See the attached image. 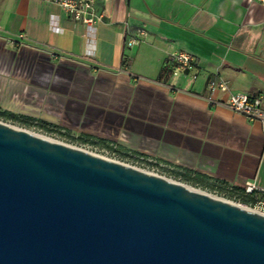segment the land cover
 <instances>
[{
  "label": "crops",
  "instance_id": "crops-1",
  "mask_svg": "<svg viewBox=\"0 0 264 264\" xmlns=\"http://www.w3.org/2000/svg\"><path fill=\"white\" fill-rule=\"evenodd\" d=\"M95 5L105 19L90 31L52 0H0V112L42 129L48 123L51 133L202 190L238 196L247 183L264 190V123L228 104L246 94L264 107V5ZM138 29L146 37L128 47ZM180 52L196 67L174 75L171 56ZM164 70L172 72L167 82ZM214 79L229 82V91H208Z\"/></svg>",
  "mask_w": 264,
  "mask_h": 264
},
{
  "label": "water",
  "instance_id": "water-1",
  "mask_svg": "<svg viewBox=\"0 0 264 264\" xmlns=\"http://www.w3.org/2000/svg\"><path fill=\"white\" fill-rule=\"evenodd\" d=\"M0 264H264V215L0 122Z\"/></svg>",
  "mask_w": 264,
  "mask_h": 264
},
{
  "label": "built area",
  "instance_id": "built-area-1",
  "mask_svg": "<svg viewBox=\"0 0 264 264\" xmlns=\"http://www.w3.org/2000/svg\"><path fill=\"white\" fill-rule=\"evenodd\" d=\"M264 5V0H255ZM54 4L60 7L72 20L82 23L90 31H95L98 25L102 24L105 19V13H100L96 9L95 0H52ZM146 32L143 29L137 30V37L128 41L127 46L133 47L142 42L143 37H146ZM171 61L175 64L174 75L179 72L190 73L195 67L194 58L185 52H180L171 56ZM193 79H197L195 75ZM221 91L227 93L229 91V82L214 79L208 86V91ZM211 101V100H209ZM228 104L239 115L248 118L252 121L264 123V107L260 97H250L246 94L231 95ZM157 176V175H156ZM246 193H264V190L258 188L254 183H247L245 186ZM261 204H264L262 199Z\"/></svg>",
  "mask_w": 264,
  "mask_h": 264
},
{
  "label": "rangeland",
  "instance_id": "rangeland-1",
  "mask_svg": "<svg viewBox=\"0 0 264 264\" xmlns=\"http://www.w3.org/2000/svg\"><path fill=\"white\" fill-rule=\"evenodd\" d=\"M0 122L5 123V124L10 125V126L15 127V128L25 130L29 133H33V134H35L41 138H44V139L47 138V139H49L53 142L59 143V144L62 143V144H65V145L73 147V148L76 147V148H79V149L87 151V152L89 151V152H91V153H93L99 157H102V158L104 157V158H107V159L112 160L114 162L118 161V162L123 163L125 165H128L130 167L132 166V167H135L137 169H140L144 172L147 171L149 173L157 175L158 177H160V176L164 177V178L171 180L173 182L175 181L177 183L183 184L187 187H191V188L198 190L200 192H205V193H207L211 196H214L216 198L218 197V198L223 199L229 203H235V204L240 205L244 208H249V209L257 212L258 214L264 215V204H261L262 199H260L256 205L252 206L250 204L243 203L242 198H240L238 196H232V194L230 195V194H225V193H217L216 194V193L204 190V189L203 190L199 189L198 187H194L190 184L188 185V184L184 183L183 181L179 180L178 178L168 175L167 173L165 174L161 170H160V172H157L156 170H153V168H151L150 166H147V165L142 166L140 164L133 162L132 160H127V161L119 160L118 158H116L115 156H113L111 154H107L105 152L102 153L100 150L92 148L91 146H85V145H82L81 143H76L75 141L73 142L72 140H70L67 137H64L63 135H57L56 133H51L50 131L42 129L38 125L29 127V126L21 124L19 122H14V121H11L9 119H6L4 117L0 118Z\"/></svg>",
  "mask_w": 264,
  "mask_h": 264
},
{
  "label": "trees",
  "instance_id": "trees-1",
  "mask_svg": "<svg viewBox=\"0 0 264 264\" xmlns=\"http://www.w3.org/2000/svg\"><path fill=\"white\" fill-rule=\"evenodd\" d=\"M171 75H172L171 71L164 70L163 73L159 77L160 81L167 82L170 79ZM3 117L6 119H9L11 121H14V122H19L21 124H25L27 126H31L32 123L34 122L33 119H29V118H26L23 116H18V115L16 116V115L8 113V112H0V118H3ZM43 128L46 130L55 129V127H52L48 123H45V124L43 123ZM188 181H190V180L187 178V182ZM235 195H238L240 198H242L243 203H247V204H250L252 206L256 205L260 199H264V193H262V192L257 193L256 192L254 194H248V193H246V189L240 190V192L235 194Z\"/></svg>",
  "mask_w": 264,
  "mask_h": 264
},
{
  "label": "bare ground",
  "instance_id": "bare-ground-1",
  "mask_svg": "<svg viewBox=\"0 0 264 264\" xmlns=\"http://www.w3.org/2000/svg\"><path fill=\"white\" fill-rule=\"evenodd\" d=\"M190 189H192V190H194V191H197V192H200V191H198V190H195V189H193V188H191V187H190ZM202 193H203V192H202Z\"/></svg>",
  "mask_w": 264,
  "mask_h": 264
}]
</instances>
